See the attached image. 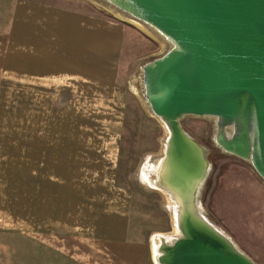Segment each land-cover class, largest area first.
I'll list each match as a JSON object with an SVG mask.
<instances>
[{"label": "rangeland", "instance_id": "obj_1", "mask_svg": "<svg viewBox=\"0 0 264 264\" xmlns=\"http://www.w3.org/2000/svg\"><path fill=\"white\" fill-rule=\"evenodd\" d=\"M18 1L23 0H0V31L7 30ZM30 1L95 10L86 12L123 24L126 35L111 80L75 79L32 90L21 74L0 73V264H104L96 253L83 248L89 233L76 228L78 218L71 223L68 205L53 217L47 215V225H41L36 217L22 219L28 203L18 180L26 169L23 152L29 154V148L45 154L33 156V161L61 169L80 184L129 190L128 238L143 242L148 264H154V234L178 237L180 232L173 227L172 209L177 199L171 189L159 181L151 187L140 178L145 161L155 163L164 156L168 137L164 122L149 114L143 65L163 55L173 43L147 23L146 31L134 26L127 20L134 18L132 15L107 0ZM179 123L207 153L209 170L195 197L196 206L202 207L209 222L239 251L255 264H264V180L249 160L219 146L216 116L184 115ZM224 132L230 135L233 128L225 126ZM103 167L108 175L100 172ZM37 205L31 203V209ZM21 220L29 234L18 231Z\"/></svg>", "mask_w": 264, "mask_h": 264}, {"label": "water", "instance_id": "obj_2", "mask_svg": "<svg viewBox=\"0 0 264 264\" xmlns=\"http://www.w3.org/2000/svg\"><path fill=\"white\" fill-rule=\"evenodd\" d=\"M107 1L173 43L143 65L148 107L169 132L166 183L159 182L171 189L180 208V235L159 247L158 262L255 264L198 215L195 197L209 170L207 153L179 120L216 116L219 146L249 160L264 180V0ZM225 126L233 127L232 134H225ZM191 186V206L181 205L179 197Z\"/></svg>", "mask_w": 264, "mask_h": 264}, {"label": "crops", "instance_id": "obj_3", "mask_svg": "<svg viewBox=\"0 0 264 264\" xmlns=\"http://www.w3.org/2000/svg\"><path fill=\"white\" fill-rule=\"evenodd\" d=\"M83 10L18 1L7 30L0 31V73L21 74L23 83L28 82L32 90L75 79L111 80L126 28L119 22L93 17L95 10ZM23 155L26 169L18 184L28 203L24 221L36 217L41 225H47V215L53 217L68 205L71 223L78 218L76 228L89 233L88 239L82 238L86 251L96 253L104 264H148L146 245L128 238L129 190L115 185L104 189L97 184L83 185L67 172L63 175L61 169L45 168L33 161L32 157H41L42 152L29 148V154L24 151ZM103 168L100 172L108 175ZM31 203H37V208L31 209ZM23 220L18 231L29 234Z\"/></svg>", "mask_w": 264, "mask_h": 264}, {"label": "bare ground", "instance_id": "obj_4", "mask_svg": "<svg viewBox=\"0 0 264 264\" xmlns=\"http://www.w3.org/2000/svg\"><path fill=\"white\" fill-rule=\"evenodd\" d=\"M109 10L116 16V17H123L124 16L122 14H120L119 12H116V11H113L109 8ZM125 19V18H124ZM127 20L134 24L136 27H138L139 29L141 30H145L146 31V27L144 25V23H142L140 20L138 19H134V18H128L127 17ZM148 28V27H147ZM159 34L162 35V33L160 31H158L156 28H154ZM164 35V34H163ZM165 36V35H164ZM166 37V36H165ZM162 44V43H161ZM147 63V62H146ZM149 110V114H151L152 116H154L151 112V110L148 108ZM165 124V123H164ZM168 129V128H167ZM168 131V130H167ZM168 135H169V132H168ZM167 139V138H166ZM165 147H167V144H165ZM164 158L165 156H162L161 158H159L157 160V162L155 163H148V160L145 161L141 168H140V178L141 180H143L145 183H147L148 185H150L151 187H156L158 185L157 182L158 181H162L163 184H165L166 180H165V176H166V173H165V161H164ZM148 159V158H147ZM200 187V185L198 186ZM157 189V188H156ZM158 190V189H157ZM192 190H193V186H191V189L187 192L185 191V194L181 195L182 197L179 199H181V205L185 204V205H188V206H191V202H192V198H191V195H192ZM197 190V189H196ZM196 192V191H195ZM195 192H194V195L195 196ZM172 200V199H171ZM185 202V203H184ZM172 204V203H171ZM179 203H177V201H174L173 203V219H174V223L175 225L173 226L174 227V231L178 232L179 233V229H178V222H179V217H180V214H179V211H180V208H179ZM180 205V207L182 208V206ZM199 210H200V214H198L200 216V218H203L205 221H207L211 226H213L215 229H217L213 223L209 222L208 218H207V215L205 213V211L202 209V207H199ZM197 214V213H196ZM175 238H177V236H169V235H165V234H161V233H158V234H154V236L152 237V240H151V245H152V253H153V259L155 261L156 264H160L158 262V256H159V253H160V250H159V246L162 244V243H171Z\"/></svg>", "mask_w": 264, "mask_h": 264}, {"label": "flooded vegetation", "instance_id": "obj_5", "mask_svg": "<svg viewBox=\"0 0 264 264\" xmlns=\"http://www.w3.org/2000/svg\"><path fill=\"white\" fill-rule=\"evenodd\" d=\"M229 127H230V128H231V130H232V128H233V127H232V126H229Z\"/></svg>", "mask_w": 264, "mask_h": 264}]
</instances>
